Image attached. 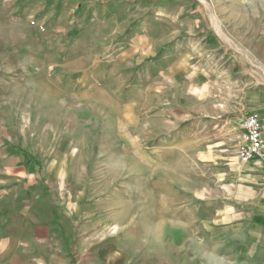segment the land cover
I'll return each instance as SVG.
<instances>
[{
  "label": "rangeland",
  "instance_id": "374dc122",
  "mask_svg": "<svg viewBox=\"0 0 264 264\" xmlns=\"http://www.w3.org/2000/svg\"><path fill=\"white\" fill-rule=\"evenodd\" d=\"M122 1L0 0V181L22 174L16 186L31 190L33 183L41 198L55 201L57 192L65 191L67 202L82 199L84 206L109 196L129 201L135 221L158 201L170 210L167 216L178 221L197 219L200 223L208 213L215 221L217 201L233 206L230 192L216 185H227L228 168L240 164L236 161L241 142L239 107L242 113L256 108L244 101L252 90L264 99V0H187V7L197 11L194 18L221 39L217 36L223 55L218 62L220 78L215 81L216 92L211 90L215 107L202 123L179 129L187 144L175 145L163 128L152 133L131 127L130 135L151 141L126 145L129 158L113 161V166H123L118 176L112 166V175L106 171L110 163L98 151L111 145L89 143L92 133L101 135L105 129L104 117H100L108 109L105 104H120L98 93L107 89L96 87L91 73L95 64L90 61L101 52L91 44L107 38L104 24L110 12L105 7ZM81 136L88 141L76 142ZM112 146L115 156H122V145ZM183 151L194 159L176 156ZM9 152H16L19 161L11 163ZM64 158L62 181L57 169ZM51 165L56 170L49 173ZM173 177L189 180L195 192L176 191ZM62 183L64 188L58 190ZM81 184L87 186L85 194ZM104 184L108 187L101 191ZM201 189H205L203 194ZM20 198L15 201L18 216L32 199L27 196L22 206ZM13 234L25 238L27 232L17 226ZM14 258L0 257V264L30 263Z\"/></svg>",
  "mask_w": 264,
  "mask_h": 264
},
{
  "label": "crops",
  "instance_id": "0c3cea01",
  "mask_svg": "<svg viewBox=\"0 0 264 264\" xmlns=\"http://www.w3.org/2000/svg\"><path fill=\"white\" fill-rule=\"evenodd\" d=\"M104 11L110 12L104 24L107 38L91 44L101 49L100 56L90 61L95 64L92 79L96 87L108 90L98 92L102 97L121 105L105 104L109 105L106 113L100 112L105 129L101 135L92 133L89 143L111 145L98 151L110 163L106 171L121 176L123 166L115 167L113 161L129 158L126 145L151 141L130 135L131 127L152 133L163 128L172 135V143L182 145L188 140L179 129L210 117L223 55L219 36L194 18L197 11L187 7V0H123L108 3ZM262 95L258 90L245 94L244 101L256 108L242 113L240 106L239 120L255 114L264 124ZM87 141L85 136L76 140ZM114 144L122 145V156L111 151ZM176 154L183 160L194 159L188 152ZM8 156L11 163L19 161L16 152ZM61 160L57 174L64 181L66 159ZM54 170V165L49 166V173ZM20 175L0 181V257H22L29 264H264V157L228 168V184L216 187L230 192L233 206L217 201L215 221L208 213L200 223L167 216L170 210L163 201L148 206L153 210L144 211L135 221L131 202L110 196L85 206L82 199L67 202L65 191L57 192L56 201L41 198L33 183L31 190L15 185ZM171 182L176 191H194L187 179L173 177ZM63 188L62 183L58 190ZM81 188L85 194L87 186ZM18 196L22 206L27 196L32 197L20 210L21 216L15 205ZM17 226L27 232L25 238L15 237Z\"/></svg>",
  "mask_w": 264,
  "mask_h": 264
},
{
  "label": "built area",
  "instance_id": "2783aa9c",
  "mask_svg": "<svg viewBox=\"0 0 264 264\" xmlns=\"http://www.w3.org/2000/svg\"><path fill=\"white\" fill-rule=\"evenodd\" d=\"M240 148L237 161L247 164L264 157V124L255 114H245L238 124Z\"/></svg>",
  "mask_w": 264,
  "mask_h": 264
},
{
  "label": "bare ground",
  "instance_id": "6f19581e",
  "mask_svg": "<svg viewBox=\"0 0 264 264\" xmlns=\"http://www.w3.org/2000/svg\"><path fill=\"white\" fill-rule=\"evenodd\" d=\"M133 170V169H132ZM148 232V231H147ZM151 237V236H150Z\"/></svg>",
  "mask_w": 264,
  "mask_h": 264
}]
</instances>
